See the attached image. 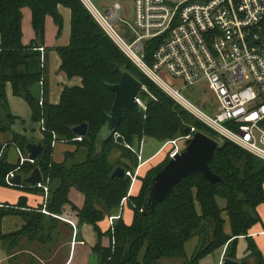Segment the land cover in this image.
I'll list each match as a JSON object with an SVG mask.
<instances>
[{
	"label": "trees",
	"instance_id": "1",
	"mask_svg": "<svg viewBox=\"0 0 264 264\" xmlns=\"http://www.w3.org/2000/svg\"><path fill=\"white\" fill-rule=\"evenodd\" d=\"M59 6L70 11L69 42L54 48L61 61L59 70L68 78L79 77L81 83L63 86L59 102L52 104L47 99L43 79L45 59L42 61L39 48L45 49L47 15L52 17L58 34L62 30ZM25 7L30 9L35 35L28 45L22 43V9ZM0 37V96L5 114L0 122V186H12L5 179L10 171L28 175L37 166L43 180L48 179L49 190L43 208L27 210L24 199L15 207L0 208V220L5 215L15 214L24 221L15 232L3 234L0 229V242H16L18 238L42 246L49 241L58 242L61 233L57 216L62 214L63 205L69 204L76 210L79 223L92 225L96 232L98 242L92 251L98 254L99 264H166L168 259L179 258L184 259L183 264H199L203 257L224 245V257L235 260L239 236L246 237L249 255L255 260L242 263L264 264L255 242L247 236L248 230L260 221L256 207L264 203V161L231 141L220 142L209 161L219 181L211 184L201 173L190 174L181 179L153 211L145 205V196L153 177L170 157L139 178L141 187L135 196H128V176L111 177L118 165L132 172L138 166L137 154L124 145L132 146L135 139L150 137L164 142L183 135L191 126L195 127V132L216 140L218 136L149 80L104 33L80 0H0ZM152 51L153 45L148 43V63ZM124 71L146 88V91L140 89L138 95L145 101L146 109H128L115 129L120 137L116 141L112 135L100 140L97 134L106 123L115 97L110 85L119 82ZM39 82L43 86L41 104L32 98L29 90ZM8 83L12 94L27 102L32 121L44 124L40 142L44 148L34 163H9L2 148L4 132L11 133L10 143L23 154L31 142L27 136L11 130V125L19 118L11 115L7 108L5 88ZM83 122L87 123V134L81 141L74 140L77 135L70 128ZM53 134L76 147L73 152H65L61 162L52 160ZM114 150L119 155L111 161L109 156ZM16 187L40 189L25 183ZM71 188L83 194L82 207L69 200ZM123 198L133 211L131 224H125L119 217L113 222V231L102 233L98 222L118 213ZM226 219L230 233L224 229ZM103 235L109 237L107 247L100 242ZM194 236L198 237V243L187 257L185 243Z\"/></svg>",
	"mask_w": 264,
	"mask_h": 264
},
{
	"label": "built area",
	"instance_id": "2",
	"mask_svg": "<svg viewBox=\"0 0 264 264\" xmlns=\"http://www.w3.org/2000/svg\"><path fill=\"white\" fill-rule=\"evenodd\" d=\"M80 1L114 44L186 111L221 138L264 160V0H133L132 21L123 20L131 30L130 42L116 29L115 21L122 20L119 0H113L104 11L91 0ZM148 43L153 45L149 63ZM39 50L44 61L43 48ZM160 72L179 79L185 86L205 81L217 98L216 113L208 115L201 111L171 88L159 76ZM136 100L146 109L139 97ZM40 125L44 130L43 121ZM194 132L195 127L191 126L187 133L167 140L164 146L170 145L168 156L180 152L184 145L179 142H185ZM52 136V145L62 141L55 134ZM112 136L116 141L120 134L115 132ZM74 140L81 141L82 136L77 135ZM124 145L133 150L132 146ZM24 161L35 160L21 157L19 164ZM125 173L132 186L136 172ZM14 175L16 171L6 175L9 185ZM28 185L40 188L46 202L48 179ZM120 211L109 217L111 231ZM67 222L75 235V223Z\"/></svg>",
	"mask_w": 264,
	"mask_h": 264
},
{
	"label": "crops",
	"instance_id": "3",
	"mask_svg": "<svg viewBox=\"0 0 264 264\" xmlns=\"http://www.w3.org/2000/svg\"><path fill=\"white\" fill-rule=\"evenodd\" d=\"M60 13L63 17V27L58 34V28L54 24L52 17L47 15L45 18V32H44V47L43 55L45 59L44 64V82L45 90L47 93V99L52 104L59 102L60 93L63 86L80 85L81 79L79 77L68 78L60 67V57L55 51V47L65 46L69 42L70 37V11L68 8L59 6ZM22 43L28 45L32 39H34V30L31 26V12L30 9L25 7L22 9ZM1 38V37H0ZM43 87V86H42ZM7 108L11 115L18 117L11 125V130L15 133L27 136L31 142L39 143L43 139L40 122H33L31 119V111L25 100L21 97L14 96L11 91L10 84H6L5 88ZM43 94V92H42ZM142 137L140 140L135 139L132 148L140 159H138V166L134 169L136 172V180L128 191V196H135L138 194L141 181L139 178L143 177L147 170L162 163L168 156L169 144L164 146V142L153 149L152 152L144 156L145 150H141ZM2 148L4 149L9 163H19L21 157L28 158V153L23 154L14 144L10 143L11 133L4 132L1 134ZM52 160L54 162H61L64 159L65 152H73L75 150V144L64 141H56L52 145ZM2 149V151H3ZM117 152V151H116ZM111 155V154H110ZM119 152H117L118 157ZM110 158V156H109ZM115 159H110L115 160ZM23 177L27 175H22ZM264 189V185H263ZM68 198L77 207H82L84 203V196L77 189L71 188L68 194ZM24 199L25 209L37 210L44 206V196L40 189H27L16 186H0V208L15 207L20 204V200ZM256 211L260 217V221L254 224L249 230L248 235L253 239L257 248L261 252L264 258V203L259 204L256 207ZM118 213H114L110 216H116ZM63 219H60L61 224V243L54 247V252H48L49 245L51 242H46V252L42 250V259H45V264H99V256L97 253L92 251V248L98 242V236L94 231L92 225L79 223L76 210L72 209L71 205H63L62 214L60 215ZM110 216H105L104 219L98 222L99 229L102 233L107 232L110 229ZM120 218L125 224L129 225L133 219V211L128 206L127 200L122 201V208L120 211ZM71 220L75 223L76 232L74 235L73 227L67 222ZM114 222V220H113ZM24 221L21 216L15 214L5 215L0 220V229L3 234H8L19 230ZM59 226V225H58ZM226 233H230V227L227 222ZM63 232V233H62ZM73 235L75 238H73ZM196 237V236H194ZM72 239H75V243L72 244ZM21 241V242H20ZM27 241L29 245H36L37 242H29L27 239L18 238L16 242H0V252H4L0 255V264L6 263L9 260H13L17 257V254L25 252V250H16L22 245V242ZM102 246H109V237L103 235L100 238ZM186 244V243H185ZM247 240L245 236H239L236 245V261L238 264L242 263L243 260H247L249 263H253L255 260L249 255ZM42 247V246H41ZM15 248V249H14ZM226 245L216 249L212 253L203 257L199 264H219L224 259ZM31 250V249H29ZM28 251V249H26ZM45 254V255H44ZM192 254V253H191ZM189 254V256H191ZM46 256V257H45ZM187 256V255H186ZM187 256V257H189ZM21 261V260H20ZM184 259H168L165 261L166 264H183Z\"/></svg>",
	"mask_w": 264,
	"mask_h": 264
},
{
	"label": "water",
	"instance_id": "4",
	"mask_svg": "<svg viewBox=\"0 0 264 264\" xmlns=\"http://www.w3.org/2000/svg\"><path fill=\"white\" fill-rule=\"evenodd\" d=\"M110 88L115 92V97L107 114L106 123L101 127L97 136L100 140H105L115 133V129L120 124L125 112L130 108L139 109L142 106L136 100L139 91L142 88L141 83L129 72L124 71L119 82L110 85ZM32 98L40 102L42 98L43 87L42 83H36L30 87ZM4 101L0 96V122L4 120L5 114L3 111ZM71 131L78 136H86L87 123L72 126ZM188 128L185 133L188 132ZM105 134V135H103ZM220 144L216 140L202 132H195L191 138L185 141L184 148L171 157L163 168L153 177L146 193L145 205L154 210L157 203L161 202L165 197L174 191L175 185L184 177L193 174L201 173L211 184L219 181L220 177L212 172L209 166V161L212 159L217 146ZM43 145L30 142L26 145V150L29 159H37L43 150ZM126 169L118 165L111 173V177L125 178ZM43 181V176L39 167H34L27 176L23 177L18 173L9 179L11 185L19 186L25 184H37ZM223 264H238V261L224 257Z\"/></svg>",
	"mask_w": 264,
	"mask_h": 264
},
{
	"label": "rangeland",
	"instance_id": "5",
	"mask_svg": "<svg viewBox=\"0 0 264 264\" xmlns=\"http://www.w3.org/2000/svg\"><path fill=\"white\" fill-rule=\"evenodd\" d=\"M112 1L113 0H91V2L98 9H100L101 11L106 10L107 7L112 3ZM119 3H120V6H121L120 17H121L122 20L115 21L116 29L119 32V34L121 35V37H123L125 39L126 42H130L131 37H132L131 30L129 29V27L126 25V23L123 20L128 21V22L132 21L133 0H119ZM41 54H42V52H41ZM129 60L134 64V62L131 59H129ZM159 76L169 86H171V88H173L175 90H178L179 93L185 99H187L188 101H190L191 103L196 105L204 113H206L208 115H214L216 113L217 106H218L217 98H216L215 94L211 90H209V88L207 87L205 81H200V82H198V83H196V84H194L192 86H185L184 84L181 83V81L179 79L169 76L166 72H160ZM149 80H151V79L149 78ZM151 81L157 87H159L160 90H162L165 94H167L171 99H173L175 101V99L169 93L165 92L153 80H151ZM141 89L146 91V88L144 86H142ZM150 96H151L150 98L154 99V97L152 95H150ZM141 102H142L143 106L146 108L145 101L142 100ZM176 103L180 107H182L177 101H176ZM143 110H145V109H143ZM103 135H105V134H103ZM216 135L218 136V140L220 142L224 141L225 138H221L218 134H216ZM184 143H185L184 141H180L179 142V144L181 146L185 145ZM160 144H161V141H159V140H156V139H153V138H150V137H144L143 140H142V145H141L142 152H143V150H145L144 156H146L148 153L152 152L153 149L158 147ZM116 156H117V152H116V150H114L111 153V155H110V159H115ZM259 159H261V158H259ZM261 160L264 161L263 159H261ZM220 203L223 204L222 201H220ZM227 222L228 221L226 219L225 228H227ZM60 226H61V224H59L58 229L60 230V233H61ZM62 237L63 236L61 234L60 238H58V242H56V243L55 242H51V244H48L49 248L47 250L51 249L50 250L51 252L49 251L50 253H53L55 251L54 247L58 246L61 243ZM29 242H33V241H29ZM197 243H198V237H192L189 241L186 242V244H185V252H186L187 256H189V254L193 253ZM41 246L42 245H40L38 242L36 243V245H29L27 241H24V242H22V245L19 248H17L16 250L23 249V250H25V252L17 254L16 258H14L13 260H9V261H7L6 263H3V264H45V262H44L45 259H43V261H41V259H42L41 257H42V250L44 252H46V243L42 247ZM26 249H28V251H26ZM29 249H31V250H29ZM2 253H4V252H2ZM2 253L0 252V255Z\"/></svg>",
	"mask_w": 264,
	"mask_h": 264
}]
</instances>
